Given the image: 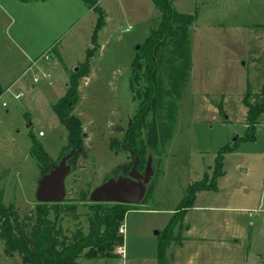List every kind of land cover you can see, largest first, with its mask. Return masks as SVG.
I'll return each mask as SVG.
<instances>
[{
  "label": "rangeland",
  "instance_id": "374dc122",
  "mask_svg": "<svg viewBox=\"0 0 264 264\" xmlns=\"http://www.w3.org/2000/svg\"><path fill=\"white\" fill-rule=\"evenodd\" d=\"M169 1L180 15L196 18L188 84L181 100L167 97L173 48L167 38L156 51L157 95L137 141L146 158L138 171L144 173L152 157L154 174L143 202L128 208L122 226L127 258L118 256L117 244L107 255H82L78 262L157 264L161 234L189 184L211 176L215 158L229 146L218 190L197 194L184 219L185 242L179 248L182 241L171 243L169 263L174 256L176 264H264V115L253 142L247 140L244 103L247 97L254 104L264 87V0ZM76 3L34 7L0 0V100L7 105L0 104V198L22 214L38 204L45 168L32 152L33 137L54 165L75 151L53 106L76 80L72 115L81 122V147L70 163L64 202L76 206V215L61 216L69 236L87 228L92 190L133 167L135 158L121 144L147 88L145 69L135 71V62L163 18L151 0H106L98 48L88 60L99 15H87ZM25 50L34 57L27 59ZM0 264H23L18 254L5 253L1 236Z\"/></svg>",
  "mask_w": 264,
  "mask_h": 264
},
{
  "label": "trees",
  "instance_id": "16d2710c",
  "mask_svg": "<svg viewBox=\"0 0 264 264\" xmlns=\"http://www.w3.org/2000/svg\"><path fill=\"white\" fill-rule=\"evenodd\" d=\"M81 1L99 15L92 36L93 48L88 51L87 55L89 60L98 48L97 32L104 26L106 16L99 7L97 0ZM151 1L158 8L163 18H161L158 29L151 33L143 46L141 57L137 58L135 62L137 67L135 71L145 69L143 70L144 80L147 84L144 94L145 100L140 104L132 123V129L125 135L121 144L122 149L131 150L140 158L143 156L140 154L141 150H138L139 142L137 143V141H139L140 131L147 126V115L155 103L157 95L156 51L165 39H173L172 55L168 61L170 69L167 77L170 92L167 93V97L181 100L192 72L189 36L190 27L196 19L191 15L185 16L177 13L169 0ZM134 77L137 79L136 76ZM69 85L66 95L53 106V112L67 130L68 142L75 153L77 152L75 156L78 157L80 155L78 149L81 147L82 126L80 120L72 115V109L77 100L76 80L72 79ZM248 96L250 97L251 94ZM244 103L249 108L246 117V139L253 142L259 118L264 115V87L261 97L254 104L247 97ZM32 140V152L45 168L42 174L45 175L52 169L55 162L50 155L44 152L34 137ZM155 141H157L156 138L153 142L155 143ZM232 150L233 148L229 146L223 147L215 158L212 175L209 176L205 173L202 180L189 184L180 209L173 214L169 224L161 234L157 251V264H170L168 248H170L171 243L179 244L182 241V228H188L187 226L183 227L187 212L193 207L198 193L202 191L216 192L218 190V179L224 175L225 154ZM129 207L124 205H89L91 210L85 214L87 228L82 226L69 236L64 232L61 216L75 214V205L49 206L38 203L34 209L22 214L15 207L4 205L0 198V223L2 224L0 236L5 243V253L8 256L18 254L23 264H80L78 259L82 255L87 257L90 254L95 255V257L98 254L107 255L115 245L120 244L121 247L125 244L123 243V235H120V229H122Z\"/></svg>",
  "mask_w": 264,
  "mask_h": 264
},
{
  "label": "water",
  "instance_id": "95a60500",
  "mask_svg": "<svg viewBox=\"0 0 264 264\" xmlns=\"http://www.w3.org/2000/svg\"><path fill=\"white\" fill-rule=\"evenodd\" d=\"M139 50V46L136 48ZM77 71V70H76ZM1 95V92H0ZM123 132V127L116 129ZM75 151L66 155L57 165L38 181L36 200L39 204L60 205L66 200V180L71 174V161ZM137 162L126 176L109 178L102 185L98 186L89 195L88 201L95 205H140L147 194L148 185L154 174L152 167L153 159H148L144 173L137 170ZM158 234V233H157Z\"/></svg>",
  "mask_w": 264,
  "mask_h": 264
},
{
  "label": "crops",
  "instance_id": "0c3cea01",
  "mask_svg": "<svg viewBox=\"0 0 264 264\" xmlns=\"http://www.w3.org/2000/svg\"><path fill=\"white\" fill-rule=\"evenodd\" d=\"M20 2L21 4H30V5H33L34 7H36V6H38L39 4H41V5H44V6H47V5H49L50 7H53L54 5H58V4H64V5H67V6H69V7H71V4H73L74 2H77L76 4H77V6L82 10V12H84V13H86L87 12V15H90V12L91 11H93V9H90V8H88L85 4H84V2H82L81 0H80V2L83 4V6L81 5V3H78L79 2V0H14V2ZM98 1V5H99V7L101 6V5H103L104 4V2H106V0H97ZM80 4V5H79ZM103 10V9H102ZM77 11V8L75 9V12ZM104 11V10H103ZM93 12H95V11H93ZM106 14V13H105ZM76 13H74V15H72V18H75L76 17ZM35 16V15H34ZM50 18L52 17V9L50 10V12H49V15H48ZM36 18V17H35ZM36 22H37V20H36ZM36 39H40L41 40V43L39 44V45H41V46H43V45H45L47 42H45L44 40H42L41 38H38V37H33L32 38V40H36ZM92 44V43H91ZM43 47H45V46H43ZM27 48H31L30 47V45L29 46H27ZM88 50H90V48L88 49ZM30 51H32V50H29V52H26V50H25V52L23 53L24 54V56L28 59L29 57L30 58H33L34 57V52L32 51V52H30ZM48 51L46 50V52H45V54L47 53ZM16 82H18V80L16 81ZM16 82H14V83H16ZM11 85V84H10ZM45 136V135H44ZM44 136H42V137H44ZM188 213V212H187ZM189 230V229H188ZM185 233H187V231L185 232ZM125 234V233H124ZM184 239H185V237H184ZM185 241H182L179 245H177L178 246V248L180 247V246H182L183 245V243H184ZM176 261L177 260H175V257L173 256V259H172V264H176Z\"/></svg>",
  "mask_w": 264,
  "mask_h": 264
},
{
  "label": "flooded vegetation",
  "instance_id": "af4514ba",
  "mask_svg": "<svg viewBox=\"0 0 264 264\" xmlns=\"http://www.w3.org/2000/svg\"><path fill=\"white\" fill-rule=\"evenodd\" d=\"M133 121H134V120H133ZM132 123H133V122H130L129 127H128L127 131L125 132V135H127L128 132H130V130L132 129ZM123 150H124V151H127L132 157H134V158H135V161H136V159H138L137 167H136L137 170H138V168H139V162H142V160L144 159L143 157H145V155L143 156L142 153H140L141 156H143V157L140 158V157H137L136 154H135L133 151H131V150H128V149H127V150L123 149ZM149 158H150V157H147V162H148V159H149ZM151 158H152V157H151ZM134 165H135V162H134V164H133V167H134ZM146 165H147V164H146ZM133 167H132V168H133ZM132 168H131V169H132ZM145 169H146V168H145ZM130 171H131V170H130ZM130 171H129V172H130ZM138 172H139V171H138ZM139 173H140V172H139Z\"/></svg>",
  "mask_w": 264,
  "mask_h": 264
},
{
  "label": "built area",
  "instance_id": "2783aa9c",
  "mask_svg": "<svg viewBox=\"0 0 264 264\" xmlns=\"http://www.w3.org/2000/svg\"><path fill=\"white\" fill-rule=\"evenodd\" d=\"M16 98H19V96H16ZM0 104L4 108H5V106H7L6 102L5 103H1V100H0ZM40 136H44V133L40 132ZM120 234H123V228L120 229ZM117 253H118V256H120V257L123 256L124 260L127 258V252H126V249H125V244L118 248Z\"/></svg>",
  "mask_w": 264,
  "mask_h": 264
}]
</instances>
